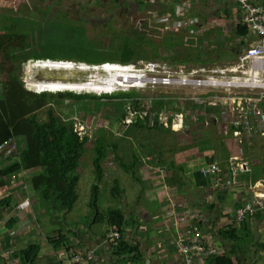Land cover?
Here are the masks:
<instances>
[{"label":"rangeland","instance_id":"rangeland-1","mask_svg":"<svg viewBox=\"0 0 264 264\" xmlns=\"http://www.w3.org/2000/svg\"><path fill=\"white\" fill-rule=\"evenodd\" d=\"M107 1L110 3H106L105 0H18L16 3L11 5L10 0H0V14L11 15V13H14L15 16L20 17L19 20L26 22L28 26L33 21L37 22L41 28L43 38H45V44H48L49 41H51L53 35L61 34L63 31L71 29L73 25H75V28L78 31L83 30V28L85 30L86 27L90 38L97 37L101 33L127 34L136 28L138 31L146 33L151 41V44H147L145 42L140 45L141 49L143 48L147 51L149 58L138 60L136 63L127 64V68L135 72L137 76L144 77L145 80L143 82H139L142 87H136L134 89L116 87L113 90V92H115L110 94L113 95L120 92L138 94V109H136L131 103L127 104L126 119L130 118V112L140 110L142 121L143 116L144 118L146 115L150 116V119H148L149 123L145 128L138 127L131 128L129 130V126H126L127 120H120V113H122L123 110H119V107V109H116V107L103 105L100 107L99 111H95L93 108L94 103H92L91 110L85 111L79 109L78 105L72 99L62 100L56 107L53 102L54 98H49V105L54 106L56 115L61 121L72 118L75 122L76 129L83 130L82 135L90 137V141L86 146V152L80 165V172L82 174L78 185L80 200H78L75 204V206H79V208L73 212L48 211L46 215L47 218L51 220L50 223H53L55 220L59 221L60 225L55 226L54 229H64V223L67 224L69 219L76 220L79 227L81 229L83 228V230L90 228L92 225V214L91 216H86L88 213H85L82 209L86 204L88 206V202L91 200V189L95 183L93 159L95 156L96 144H100L105 147V143L107 142L117 146V153L115 154L114 152H109V154L106 155L107 158L103 161V179L99 183V206L102 209H106V207H120L118 202L122 203V201L119 200L120 195H112L114 187L118 186L120 189L121 187L126 189V193H129V195H127L128 197H130V195H135V192L140 191V188L143 187V184L132 178L128 172L123 171L117 161V155L122 159L126 166L134 164L135 159L133 155L138 157V160L135 161V172L137 177L141 178V182L144 183L141 176L142 170L145 174L148 173L152 175L159 172V169L157 168H161V171L164 169V172L167 171L164 166H156V162L160 161L159 158H163L164 161L169 162V153H171V150L181 149L187 143H190L191 145L196 143L205 145L207 141L213 140L216 135L211 123L212 119L217 115H210L208 109L205 111V105L193 103V98L214 96L219 99H223L222 103H220L217 107L220 112V117H218V119L221 120V126L223 127V132H225L224 137L226 138V142L231 144V146H236V151L234 152L236 155L242 151L245 153L247 148L246 141L252 134L254 137L260 136L261 132L260 127H256V132L252 133L249 138H243L241 144H237L232 134L229 133V126L233 117V106L231 103L232 101H228L227 98H232L236 95L230 88H227L226 90L221 89V92L216 90L214 94L206 95L207 92L204 89L192 86H183L177 83L171 85L152 83L153 78L156 77L182 78L183 76H179L176 73L183 72L186 75H190L194 69H202L203 72L199 73V75L207 77L213 75L211 73V70L213 69H225L227 67L228 69H231L232 67H230V64L232 63L233 67H236L234 64H236L237 56L236 59L233 60V57L229 53H226L227 50L230 51L233 43L230 39L231 36L228 35H232L231 31H233V28L231 26L234 22L231 24V20H227L222 21V24L219 25L218 21H221V19H216L217 21H215V24L213 25L211 22L209 23V26L210 28L214 27V29H218H210L208 32H205V34L198 35L197 39H192V37L187 35L189 39L184 38L180 41V45L178 47H165L164 50L160 52V56H156L153 52H151L150 46H152V44L155 45V42H160L164 38L168 39L167 41L169 42L171 37L168 33H173L178 36L181 32L176 31L174 33L164 31L161 34V29L167 28L168 24L165 23V21H161L157 28L150 25L149 18L151 17V12L149 7L145 6L142 9L138 6L136 0H117V4L113 3V0ZM119 2H124L125 7L120 8L118 4ZM223 4H225V2H223ZM220 6H222V4H220ZM219 10L220 8L215 9L212 13L208 10L205 11L209 13L207 16H216ZM2 17H4V15H2ZM207 18L208 19L205 21L209 22L211 21L209 19L212 17ZM215 31L219 34L221 39L223 37H227L224 43L229 44H223V46L220 47L221 49L215 48L216 44L213 38V35H215L213 33ZM96 42H98V40H96ZM112 42L113 37L111 38L110 43ZM188 53L190 54L188 55ZM218 53L225 55L224 60H211L216 57ZM199 59L203 63L197 64L196 61ZM1 60L2 57L0 56V62ZM230 60H233L232 63H229ZM59 61L70 63V60ZM35 62L36 60L31 59L24 64L22 81L28 91L36 94L43 93L41 90H54V87L56 86H85L88 88L98 89L100 93L93 91L78 92L73 90L44 92L54 95L63 92L91 94L98 97L102 95H109L105 94L106 92H110L109 88H107L106 81L111 80L112 77L107 73L115 67L119 70L122 69V67L126 68L125 65H121L119 63L105 62L102 63L105 64V67L102 68V64L88 65L84 62H76L77 64H75L71 61L72 69H58L50 67L36 70L33 68V64ZM249 69L250 63L248 62L242 69H238L236 72H227L226 76L230 78L237 75L241 76L242 79L249 81L247 80L249 79ZM5 78L6 74H2L0 81H3ZM55 79H64L63 81L65 82H51ZM246 83L249 84V82ZM244 91L249 93L248 88H245ZM162 99L164 103L163 111L155 112L152 107L154 101ZM55 100H57V97H55ZM179 113L184 114V118H186L185 123L189 126L175 131L173 129V123L176 122V115ZM160 115L167 118V120L164 122L158 121L157 117ZM38 116L40 119H43V117H45V109L40 111ZM138 116L139 114L135 117L136 121ZM161 129H167V131H162ZM172 134L176 135L174 136ZM17 141L22 147L23 140L18 139ZM152 157L158 160L155 161V167L153 168L149 165L151 164L149 160ZM238 157L242 158L240 156ZM139 159L141 162H139ZM6 162L7 160L2 161L0 169L3 166L8 165ZM138 168H140V171H138ZM24 172L26 171H23L22 173ZM118 173L121 174V182L120 184H115L114 178L115 176H118ZM141 203L146 205L147 201L142 198ZM175 210L180 209L177 208ZM254 234L255 232H251L249 237H246L242 243H240L243 249H251L250 241H252L251 238H253ZM107 235L108 234H106V236ZM91 250L93 249L87 250L86 253ZM86 253L85 255H87ZM258 264H264L263 255H261V259Z\"/></svg>","mask_w":264,"mask_h":264},{"label":"trees","instance_id":"trees-1","mask_svg":"<svg viewBox=\"0 0 264 264\" xmlns=\"http://www.w3.org/2000/svg\"><path fill=\"white\" fill-rule=\"evenodd\" d=\"M139 7L143 8V3H139ZM8 16L0 14V56L2 57L0 77L2 74H6V78L0 81V153L6 152L12 147L14 153L8 157L10 164L0 169V188L11 183L12 176H17L23 171H39L38 174L33 176L30 185L33 192L37 194L36 197L40 207L45 213L50 210L69 212L74 209L79 200L78 185L81 177L78 171L90 137L79 135L72 118L61 121L56 115L54 106L49 105V98H54L53 102L56 107L60 101L72 99L79 109L85 111L91 110L92 103H94L93 108L95 111H99L103 105L116 107V109L120 108L119 110H123L120 113V120L124 121L127 117V104L131 103L138 109L139 96L131 92H120L100 97L73 92H63L56 95L44 92L73 90L100 93L98 89L85 86H56L54 90H41L43 93L36 94L28 91L22 81L24 64L31 59L39 60L33 64V68L36 70L50 67L72 69L71 61L84 62L88 65H100L105 62L127 65L149 58L147 51L141 49L140 45L145 42L151 44V41L146 33L138 31L136 28L127 34L101 33L97 37L90 38L85 26V30L83 28V30L78 31L73 25L71 29L53 35L51 41L45 44V38H43L41 28L37 22L33 21L28 26L26 22L19 20L20 17ZM233 32L231 40L236 36L245 37L248 30L245 25L238 23ZM183 34L180 33L177 36L168 33L171 40L168 42V39L161 38L160 42H155V45L150 46L151 52L156 56H160V52L165 47H178L180 41L186 38ZM112 37L113 42L110 43ZM213 38L216 44L215 48L221 49L220 47L223 44H229L224 43L223 38L221 39L217 33L213 35ZM247 45L245 41H241L239 44L233 42L230 51L227 50L226 53H229L233 59H236L237 56V62L239 55ZM224 56L218 53L211 60L222 61ZM46 59L50 60L47 61ZM59 60H70V63L60 62ZM196 63L201 64L203 62L199 59ZM55 97H57V100H55ZM163 106L162 99L155 100L152 107L155 112H161ZM204 108L205 111L208 109L210 115H217L212 119V122L215 119L220 120L218 119L220 117L218 108L208 105H205ZM44 109L45 117L40 119L38 113ZM148 119H150L149 115L143 121L137 119L128 129L145 128L149 123ZM161 130L167 131V129ZM234 131L235 128L230 126L229 132L232 134ZM18 139L23 140L22 147L17 141ZM105 144L109 150L106 149V146L103 147L100 144L95 146L93 159L95 183L91 189L89 207L94 220H104L111 228L122 234L120 239L113 241L115 255L123 259L124 262L139 263L142 259L139 246L124 237L127 225L133 223L132 218L127 217L124 211L116 208L106 209L104 212L100 211L99 183L103 179V161L107 158L106 155L109 152L117 153L116 145L107 142ZM133 156L137 161L138 157ZM116 157L123 171L128 172L132 178L139 181L135 172V161L134 164L126 166L118 155ZM156 160H150L151 164L155 165ZM159 160H157L156 166L161 165L167 169L168 174L165 176L167 177V183L180 185L181 174L185 171L184 167H178L174 162L169 164L168 161H164L162 158H159ZM115 184H118V182L115 181ZM112 195H120L118 186L113 188ZM5 202L9 203L10 198H6ZM244 223L239 228H236V225H231L220 231L225 240L235 244L224 254L210 255L205 264H235L236 260L238 263L240 262L237 256V252L243 249L240 243L250 235V230ZM52 237H54L51 239L54 248H61L62 246H65L66 249L70 248L65 242L66 234L59 232ZM38 249L39 245L33 243L22 249L19 255L24 263L32 264Z\"/></svg>","mask_w":264,"mask_h":264},{"label":"crops","instance_id":"crops-1","mask_svg":"<svg viewBox=\"0 0 264 264\" xmlns=\"http://www.w3.org/2000/svg\"><path fill=\"white\" fill-rule=\"evenodd\" d=\"M17 1H10L11 5ZM251 1L264 4V0ZM218 8L220 10L216 16H207L209 13L205 10L212 13ZM194 11L201 16L203 22L208 24L212 22L214 25L215 21H217L216 19H221V21H218L219 25L222 24V21L231 20V24L234 22L231 26L233 31L240 19V12L234 0H202L195 6ZM9 16L15 17V14L11 13ZM207 17H212L209 19L211 21L206 22ZM210 29H214V27ZM233 31H231V34L234 33ZM213 34H216V31ZM197 38L198 36L192 39ZM249 38L247 37L246 40L236 36L232 41L236 44L245 41L248 44ZM226 39L227 37H223V42ZM233 60H230L229 63H232ZM232 65L233 63L230 64V67ZM211 124L216 135L213 140L207 141L205 145L187 143L181 149H173L169 153V164L174 162L176 166L184 167L185 169L183 174H181L180 185L167 183V177H163V174H167L165 173L167 171L163 172V174L158 172V175L156 173L152 175L145 174L142 170L141 176L144 183L141 182V178H138L140 183L143 184L140 191L128 197L129 193H126V189L121 187L119 200L122 201L123 205L118 202L120 207L116 206L113 208L124 211L127 217L132 218L133 223L127 225L124 237L139 246L142 256L139 263L124 262L123 259L115 255L113 241L108 240L106 236L111 226L104 220H94L93 218L91 227L83 230V228L79 227L76 220L69 219L67 224L64 223V229H54L55 226L60 225L59 221L55 220L50 223L51 220L47 218L46 213L40 207L36 197L37 194L33 192L29 184L33 176L38 174L39 171H26L15 176L13 181L10 179L11 183L0 188V264H26L19 254L22 249L33 243H37L39 249L32 264H73L71 260L73 255L79 254L84 257L86 251L90 249H96V259L93 262L80 264H184V257L175 246L177 228L173 221H170L169 217L165 216V213L174 204L186 201L193 208L201 209L205 212L210 219L211 226H203V231L210 236V239L218 242L225 251L230 249L235 243L225 240L220 236V231L227 229L231 225H236V228H239L245 222L244 224L250 230V234L255 232L253 235L254 239L251 238L250 250L242 249L244 250L243 252L242 250L237 252L240 262L238 263L236 260L235 264H258L261 255L264 256V220L260 215H256L255 217L246 218L240 223L235 221L236 207L246 201L250 197L251 192L242 187L228 186V180L224 178L223 174L218 177H204L201 175L200 169L207 165L219 164L221 170L226 173L229 160L235 156H240L242 158L239 159L251 162V172L241 174L239 179L245 182H258L256 190L257 192H263L264 136L254 137L252 134L246 141V152L242 151L236 155L234 153L236 146H231V144L226 142L221 120L215 119ZM172 135L175 136L176 134ZM234 140L236 141L235 138ZM241 143L237 142V144ZM150 160H154L153 157ZM1 164L2 162H0V166ZM6 164H10L8 159ZM149 165L152 168L155 167L152 164ZM80 170L78 172L81 177ZM162 170L164 171V169ZM138 171H140V168H138ZM120 175L118 173V176L114 178V181L119 184L121 182ZM217 180L219 181V186L217 185ZM221 183L222 185L220 186ZM6 198H10L9 203L5 202ZM142 198L147 201L146 205L141 203ZM26 199H29L30 207L25 210H18V204H21ZM78 208L79 206H75L70 212ZM106 209L111 208L106 207ZM106 209L100 208L102 212L106 211ZM82 211L88 213L86 216H91L89 204L88 206L86 204ZM59 232L66 234L65 242L70 247L69 249H66L65 246L54 248L51 239L54 238L52 236H56Z\"/></svg>","mask_w":264,"mask_h":264},{"label":"built area","instance_id":"built-area-1","mask_svg":"<svg viewBox=\"0 0 264 264\" xmlns=\"http://www.w3.org/2000/svg\"><path fill=\"white\" fill-rule=\"evenodd\" d=\"M13 1L14 0H10ZM143 2L149 6L151 12L150 25L158 27L161 21H165L168 24L167 28H162L161 33L164 31L176 32L180 31L184 33L186 39L189 37L196 38L210 29L208 23L203 22L200 15L195 13V6L202 0H137ZM237 5V9L240 12L239 24L247 27V35L240 37L247 40L248 47L239 55L236 67L231 69H213L211 70V76H202L199 73L203 70L194 69L190 75H186L183 72L176 73L182 78H169V77H156L153 78L152 83H163L165 85H171L174 83L183 86H192L199 89H204L207 94H214L216 90L222 91L230 88L236 95L232 98H227L232 102L233 117L230 126L235 128L232 133L233 137L238 143H241L243 138L249 137L252 133H255L257 128L260 127V135L264 136V4L254 3L251 0H234ZM11 3V2H10ZM237 23V24H238ZM172 29V30H169ZM189 37H188V36ZM250 63V69L248 72L249 81L242 79L241 76L234 75L230 78L226 76L227 72H236L238 69H242L246 63ZM77 64L76 62H74ZM255 71V73H253ZM183 73V74H182ZM139 81L143 82L145 79L143 76H138ZM251 81V82H250ZM246 82H249L247 84ZM139 87L142 86L139 83ZM245 88L249 89V93L244 91ZM223 99H219L214 96L196 97L193 98V103L199 105H209L218 107L222 103ZM137 118H142V115L137 112H130V118L126 120V126H129L136 122ZM136 118V119H137ZM157 120L164 122L167 118L160 115ZM176 122L173 123V129L175 131L181 130L186 125V118L183 113L176 115ZM80 136L83 137V130L76 129ZM85 136V135H84ZM13 147L6 152L0 153V162L7 160L9 155H13ZM251 162L248 160H241L235 156L229 160L228 171L224 173L219 164H212L204 166L200 169V173L204 177H218L220 174L224 175V178L228 180L227 185L231 187H242L251 192L250 197L244 201L240 206L235 209L236 222L242 221L246 216L255 217L260 215L264 220V191L257 192V184L252 182H245L239 179L241 174L250 173ZM159 172L163 174L164 171L159 169ZM167 174H163L165 177ZM15 176L11 177L13 181ZM219 186V181L217 180ZM222 183L220 184V186ZM30 207L29 199L24 200L21 204H18V210H25ZM179 208L180 210H175ZM165 216L169 217L170 221H173L177 228V237L175 238V246L178 251L184 257V264H205L206 259L212 254H224L225 249L218 244L214 239H210V236L205 233L201 226L210 227V219L206 216L205 212L201 209L193 208L188 202L182 204H174L169 208ZM107 237L113 241L121 238V233L111 228L107 233ZM108 239V240H110ZM87 255L80 256L73 255L71 257L73 264H80L86 262H93L97 257L96 249H93L86 253Z\"/></svg>","mask_w":264,"mask_h":264},{"label":"bare ground","instance_id":"bare-ground-1","mask_svg":"<svg viewBox=\"0 0 264 264\" xmlns=\"http://www.w3.org/2000/svg\"><path fill=\"white\" fill-rule=\"evenodd\" d=\"M43 60H45V59H43ZM60 62H63V61H60ZM136 69H137V67H136ZM253 73H255V71H253ZM107 74H109L112 77L111 80L106 81L107 88H109L110 92H112L116 87L133 88V89L136 87H139L140 81H139L138 76L136 75L135 72H133L129 68L122 67V69L119 70L117 67H115L114 69L110 70L109 73H107ZM249 217H251V216H246L242 221H244L246 218H249ZM242 221H240V222H242ZM240 222H238V223H240ZM201 229L203 230L202 226H201Z\"/></svg>","mask_w":264,"mask_h":264},{"label":"clouds","instance_id":"clouds-1","mask_svg":"<svg viewBox=\"0 0 264 264\" xmlns=\"http://www.w3.org/2000/svg\"><path fill=\"white\" fill-rule=\"evenodd\" d=\"M136 1H137V0H136ZM139 3L142 4L143 2L137 1L138 6H139ZM143 5H144V7H145V5L148 6V5L145 4V3H143ZM144 7H143V8H144ZM148 7H149V6H148ZM143 8H142V9H143ZM142 18H143V17H142ZM142 18H141V19H142ZM149 20H150V18H149ZM40 60H41V59H40ZM46 60H50V59H46ZM36 61H39V60H36ZM54 61H55V60H54ZM73 63H74V61H73ZM78 63H81V62H78ZM121 65H122V64H121ZM101 67H102V68L105 67V64H102ZM125 67L127 68L128 65H125ZM112 93H114V92H113V91H112V92H106L105 94H109V95H110V94H112ZM215 108H217V107H215ZM136 111L140 113V110H136ZM146 116H147V115H146ZM137 119H140V120H141V118H137ZM143 119H144V116H143ZM133 124H134V123H133ZM133 124H131V125H133ZM131 125H129V127H130ZM186 126H187V125H186ZM129 127H128V128H129ZM229 127H230V126H229ZM229 133H230V132H229ZM230 134H231V133H230ZM232 136H233V135H232ZM108 231H110V230H108ZM107 239H108V237H107Z\"/></svg>","mask_w":264,"mask_h":264},{"label":"flooded vegetation","instance_id":"flooded-vegetation-1","mask_svg":"<svg viewBox=\"0 0 264 264\" xmlns=\"http://www.w3.org/2000/svg\"><path fill=\"white\" fill-rule=\"evenodd\" d=\"M116 1H117V0H113L112 2L117 4V2H116ZM105 2H106V3H110V2H109V1H107V0H105ZM118 4H119L120 8H122V7H125V4H124V2H119Z\"/></svg>","mask_w":264,"mask_h":264},{"label":"water","instance_id":"water-1","mask_svg":"<svg viewBox=\"0 0 264 264\" xmlns=\"http://www.w3.org/2000/svg\"><path fill=\"white\" fill-rule=\"evenodd\" d=\"M49 70V69H48ZM64 79H55L54 81H51V82H65L63 81Z\"/></svg>","mask_w":264,"mask_h":264}]
</instances>
